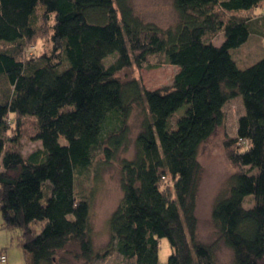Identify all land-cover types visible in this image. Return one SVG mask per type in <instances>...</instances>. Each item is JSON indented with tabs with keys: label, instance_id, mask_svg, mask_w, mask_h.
<instances>
[{
	"label": "trees",
	"instance_id": "trees-1",
	"mask_svg": "<svg viewBox=\"0 0 264 264\" xmlns=\"http://www.w3.org/2000/svg\"><path fill=\"white\" fill-rule=\"evenodd\" d=\"M172 2L178 17L164 28L144 20L132 0H0V211L4 227L21 230L28 264H68L67 256L92 264L103 256L77 181L99 152L113 160L143 102L149 115L134 158L121 160L123 196L109 219L107 251L159 264L166 237L168 264H219L220 241L232 264H264V57L241 67L232 53L249 39L251 16L264 0ZM42 27L52 46L34 55ZM152 55L178 67L172 85L150 89L130 75ZM237 96L245 113L229 157L247 169L231 174L214 202L217 238L206 243L197 231L199 149ZM28 118L41 146L25 156L10 131ZM168 177L174 195L163 184ZM249 195L254 203L246 207Z\"/></svg>",
	"mask_w": 264,
	"mask_h": 264
},
{
	"label": "rangeland",
	"instance_id": "rangeland-1",
	"mask_svg": "<svg viewBox=\"0 0 264 264\" xmlns=\"http://www.w3.org/2000/svg\"><path fill=\"white\" fill-rule=\"evenodd\" d=\"M136 12L147 21L157 23L162 27H168L176 22L178 14L173 6L172 0H132ZM45 25V24H44ZM47 27L39 28V38L35 39L32 47V54H42L50 52L51 42H49ZM223 32L214 35V41L220 44L223 41ZM248 44V43H247ZM239 66L246 67L264 57V47L254 46L252 41L248 45L233 48ZM159 57L152 55L149 64H144L141 68L135 67L130 75L137 77L142 84L150 89L170 86L174 76L178 71L176 65L159 61ZM160 62L159 64H157ZM157 64V65H156ZM225 120L218 126L213 134L201 145L199 149V161L202 165L201 180L197 199L196 214L198 217V237L208 243L217 238L216 227L211 218V211L218 195L226 191L231 174L238 170H246L233 163L229 157V152L233 141L236 138L238 120L245 113L242 96H237L228 100L224 105ZM179 116L184 113V107L176 112ZM149 115L146 103L137 104L129 118V139L113 157L108 160L105 152H99L92 166L89 175L78 179V193L88 196L91 204L90 222L92 239L96 251L102 252L103 256L96 259L92 264H134L133 260L126 259L115 249L107 251L111 245V228L109 224L110 216L119 204L123 191L121 188V160L133 159L136 153L135 139L142 129V122ZM14 124V123H13ZM15 125V124H14ZM35 121L32 118L25 119L21 129L10 131V134L17 138L14 145H17L27 156L31 151L41 146V141L34 140L32 135L35 132ZM21 135V136H20ZM62 143H66L61 138ZM164 181L165 188L174 195V179L171 177ZM254 198L252 195L246 197L244 205L252 206ZM22 232L20 229H10L4 227L2 212L0 211V250L7 255V261L0 264H28L27 254L21 246ZM172 253L170 243L166 237L159 241V264H168V258ZM68 264H84L81 260L73 259ZM217 260L219 264H232V251L222 242H218Z\"/></svg>",
	"mask_w": 264,
	"mask_h": 264
},
{
	"label": "crops",
	"instance_id": "crops-1",
	"mask_svg": "<svg viewBox=\"0 0 264 264\" xmlns=\"http://www.w3.org/2000/svg\"><path fill=\"white\" fill-rule=\"evenodd\" d=\"M250 30V37L244 44L248 45L252 41L254 46L264 47V6L254 10L250 19Z\"/></svg>",
	"mask_w": 264,
	"mask_h": 264
},
{
	"label": "built area",
	"instance_id": "built-area-1",
	"mask_svg": "<svg viewBox=\"0 0 264 264\" xmlns=\"http://www.w3.org/2000/svg\"><path fill=\"white\" fill-rule=\"evenodd\" d=\"M7 259V257L5 255H1V260L5 261Z\"/></svg>",
	"mask_w": 264,
	"mask_h": 264
}]
</instances>
